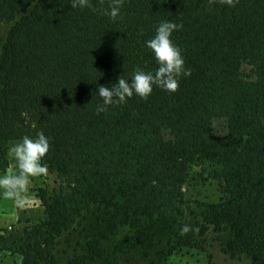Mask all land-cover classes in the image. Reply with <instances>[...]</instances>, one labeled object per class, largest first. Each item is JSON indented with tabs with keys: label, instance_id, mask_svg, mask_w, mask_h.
I'll return each mask as SVG.
<instances>
[{
	"label": "trees",
	"instance_id": "16d2710c",
	"mask_svg": "<svg viewBox=\"0 0 264 264\" xmlns=\"http://www.w3.org/2000/svg\"><path fill=\"white\" fill-rule=\"evenodd\" d=\"M70 2L0 0V24L11 20L0 55V172L10 141L43 131L42 162L58 178L37 188L45 218L8 243L0 229V251L61 264L59 238L84 221L74 264H97L104 234L144 238L143 226L180 212L189 168L202 160L218 165L220 194L193 231L227 228L226 253L264 264V0H124L115 21L103 14L110 0ZM161 20L182 24L173 39L190 76L175 92L154 86L147 99L134 94L98 114V85L155 70L144 41ZM245 65L252 84L240 81ZM216 118L223 136L212 134Z\"/></svg>",
	"mask_w": 264,
	"mask_h": 264
},
{
	"label": "rangeland",
	"instance_id": "374dc122",
	"mask_svg": "<svg viewBox=\"0 0 264 264\" xmlns=\"http://www.w3.org/2000/svg\"><path fill=\"white\" fill-rule=\"evenodd\" d=\"M11 23L0 24V55L5 41L6 31ZM243 84L255 82L253 68L245 65L240 76ZM226 133L222 118L213 121L212 134L223 136ZM165 136H168L167 131ZM19 139L9 142V147ZM8 167L0 172V177L9 171L19 174L16 161L7 150ZM43 163V162H42ZM218 165L202 160L195 161L188 171V177L182 186L184 203L180 212L174 211L168 217L162 218L158 227L151 229L142 227L147 232L146 237L137 238V233L116 230L101 236L100 247L103 256L97 264H250V258L245 255L231 256L224 250L225 241L230 237L227 228L216 229L208 225L202 234L192 229V224L202 222V211L208 203L217 200L220 194V181L216 178ZM58 178L47 168V174L30 177L26 192L19 196L6 197L0 188V229L3 230L5 243L21 235L24 227L37 223L45 218V210L37 196L40 186L51 188ZM166 220V221H164ZM61 236L55 248V255L61 264H74L76 251L73 244L81 239L80 227ZM187 226L188 231L182 229ZM70 239H67V238ZM187 240L188 243H185ZM180 242V243H179ZM0 264H21V256L9 251H0Z\"/></svg>",
	"mask_w": 264,
	"mask_h": 264
},
{
	"label": "clouds",
	"instance_id": "9594fccd",
	"mask_svg": "<svg viewBox=\"0 0 264 264\" xmlns=\"http://www.w3.org/2000/svg\"><path fill=\"white\" fill-rule=\"evenodd\" d=\"M124 0H110L104 10L111 20L120 17L121 6ZM211 3L212 0H209ZM228 7H234L238 0H221ZM72 8L91 7V0H71ZM182 24L170 20H161L154 29L153 35L144 41L145 47L154 55L157 67L155 70L145 71L137 67L130 78L120 75L111 86L100 84L97 94L102 99L97 103L95 111L99 114L108 111L109 106L124 104L134 94L147 99L153 87H159L168 92H175L181 77H188L191 69L185 66V57L182 49L173 39V33L179 31ZM50 148V137L43 131H37L34 136L24 135L14 142L8 149L9 155L16 161L19 174L9 171L0 177V188L5 191L6 197L19 196L26 192L30 177L47 174V165L42 160ZM182 231L187 232L185 226Z\"/></svg>",
	"mask_w": 264,
	"mask_h": 264
}]
</instances>
